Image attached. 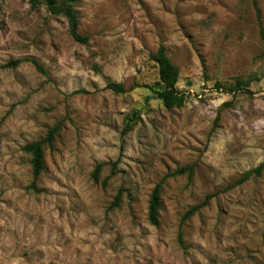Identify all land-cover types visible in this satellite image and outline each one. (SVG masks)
Here are the masks:
<instances>
[{
    "label": "rangeland",
    "instance_id": "rangeland-1",
    "mask_svg": "<svg viewBox=\"0 0 264 264\" xmlns=\"http://www.w3.org/2000/svg\"><path fill=\"white\" fill-rule=\"evenodd\" d=\"M75 7L89 43L44 5L0 0V264H264V170L237 183L264 162V0ZM160 45L180 68L182 107L145 87ZM237 77L250 92L216 88ZM56 125L36 191L22 147Z\"/></svg>",
    "mask_w": 264,
    "mask_h": 264
},
{
    "label": "trees",
    "instance_id": "trees-1",
    "mask_svg": "<svg viewBox=\"0 0 264 264\" xmlns=\"http://www.w3.org/2000/svg\"><path fill=\"white\" fill-rule=\"evenodd\" d=\"M79 0H29L32 7H37L39 5H44L51 14L55 16H64L68 22L69 32L71 36L78 42L81 43H89L90 37L88 35L83 34L80 31V18L78 11L75 10L76 3ZM256 2V0H255ZM258 16L260 17V9L257 7ZM261 24V22H260ZM264 33V28H263ZM167 50L164 45H160L155 52H152L150 55L151 60L155 62L158 66L159 78L158 81L151 85H145L153 96L157 99L161 100L165 107L174 108V107H182L185 104L186 96L184 93L176 87V82L180 76V68L177 64H175L170 56L166 53ZM19 61L13 62V64L18 65ZM36 66L37 63L35 62ZM41 69V67H40ZM250 80L243 79L241 77H237L235 83L231 86L224 87L220 83H216L217 89H226L228 92L236 93L239 91L250 92ZM107 89H110L117 93L126 92V87L122 82H117L110 80L106 86ZM136 113H134L133 117H136ZM131 117L129 121H126L125 133L128 132L132 128V124L136 120V118ZM59 125L54 126L49 131H47V136L42 140H35L29 143H26L22 150L28 153L31 156V165H32V173H33V181L28 186V188H32L36 191H39L36 180L40 176L41 172L44 170L45 161H44V144L48 143L52 146L53 137L58 131ZM102 165L99 164L96 166L94 172L92 173L95 178H97L98 173L101 170ZM187 168H182L178 170V173L185 171ZM264 170V162L260 163L257 167L252 168L244 173V175L237 181V183H241L244 180L249 179V177L254 174L260 176ZM120 196L116 197L115 205L118 204ZM208 202V199H205L204 202L196 204L191 207L185 214L184 219L189 216L195 214L199 211L204 205ZM162 208V181L156 184L150 194L149 200V208H148V219L151 224L158 225L160 223V212Z\"/></svg>",
    "mask_w": 264,
    "mask_h": 264
}]
</instances>
